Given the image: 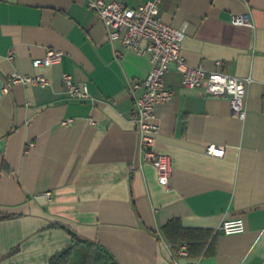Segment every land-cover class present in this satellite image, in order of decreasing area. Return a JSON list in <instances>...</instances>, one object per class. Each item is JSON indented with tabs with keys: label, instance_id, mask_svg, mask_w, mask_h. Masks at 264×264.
Listing matches in <instances>:
<instances>
[{
	"label": "crops",
	"instance_id": "1",
	"mask_svg": "<svg viewBox=\"0 0 264 264\" xmlns=\"http://www.w3.org/2000/svg\"><path fill=\"white\" fill-rule=\"evenodd\" d=\"M160 11L184 30L191 65L251 80L240 119L171 64L155 144L172 157L168 186L140 150L130 88L151 56L112 42L87 0H0V264H49L70 245L71 264H264V0H162ZM48 48L62 60L35 66ZM14 72L49 84H12ZM64 72L88 98L69 97ZM235 217L245 231L222 233ZM171 220L210 231L211 251L184 255L179 231L164 232Z\"/></svg>",
	"mask_w": 264,
	"mask_h": 264
},
{
	"label": "built area",
	"instance_id": "2",
	"mask_svg": "<svg viewBox=\"0 0 264 264\" xmlns=\"http://www.w3.org/2000/svg\"><path fill=\"white\" fill-rule=\"evenodd\" d=\"M162 0H149L137 6H131L127 0H87L104 23L108 37L112 42L119 41L123 48L132 49L151 56L152 67L145 78L133 80L130 88L134 97V114L139 131V147L146 162L157 171L158 180L168 186L172 176V157L155 148L158 133L156 109L159 103L171 101L175 91L166 85L165 76L171 64L176 63L182 73V84L189 88H201L206 95L228 97L234 116L245 119L247 115V95L250 78L224 73L220 70H207L203 66L191 65L182 54L184 30L177 28L161 17ZM235 24H251L247 16H234ZM117 54L120 50H116ZM64 52L48 48L43 58L34 60L35 66H52L59 63ZM10 59L13 58L11 54ZM10 82L46 86L49 80L44 75H28L14 72ZM63 82L71 98L86 99L89 91L84 85L74 81L68 72L63 73ZM10 84L4 86L9 91ZM72 118L64 121L68 123ZM209 154L223 156L225 150L215 146L207 148ZM48 196L50 193L48 192ZM242 217L225 219L219 226L224 234L245 231ZM184 255L187 254L183 247Z\"/></svg>",
	"mask_w": 264,
	"mask_h": 264
},
{
	"label": "trees",
	"instance_id": "3",
	"mask_svg": "<svg viewBox=\"0 0 264 264\" xmlns=\"http://www.w3.org/2000/svg\"><path fill=\"white\" fill-rule=\"evenodd\" d=\"M176 222L177 220H171L167 225H165L164 232L167 235V238L171 239L169 234L170 231L172 230L179 231V235L181 238L179 239L178 242L181 243L182 240H185L187 251L189 252V255L192 256H200L211 251V247L214 244V238L211 236L210 231L197 229V228H185V227L179 229V227H176L177 226ZM72 255H73V245H70L65 249H63L62 251L54 254L50 258L49 264H71ZM104 258H105L104 264H116L115 262L111 263V261H108L107 257L104 256Z\"/></svg>",
	"mask_w": 264,
	"mask_h": 264
},
{
	"label": "water",
	"instance_id": "4",
	"mask_svg": "<svg viewBox=\"0 0 264 264\" xmlns=\"http://www.w3.org/2000/svg\"><path fill=\"white\" fill-rule=\"evenodd\" d=\"M67 230L70 234L74 235V236H77V232H75L74 230H72L70 227H67Z\"/></svg>",
	"mask_w": 264,
	"mask_h": 264
}]
</instances>
